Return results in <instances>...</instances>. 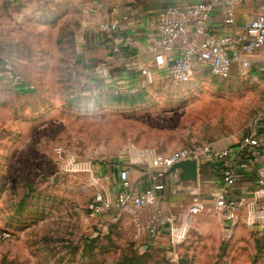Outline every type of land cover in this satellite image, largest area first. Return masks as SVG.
<instances>
[{
  "label": "rangeland",
  "instance_id": "1",
  "mask_svg": "<svg viewBox=\"0 0 264 264\" xmlns=\"http://www.w3.org/2000/svg\"><path fill=\"white\" fill-rule=\"evenodd\" d=\"M83 1L2 6L0 264H264V196L249 195L227 221L208 192L197 216L188 194L184 212L167 210L178 196L168 194L176 225L154 238L130 212L92 214L118 167L160 174L155 156L249 133L264 114V79L253 65L227 80L201 73L184 84H103L87 67ZM203 179L218 185L220 174L209 167Z\"/></svg>",
  "mask_w": 264,
  "mask_h": 264
},
{
  "label": "built area",
  "instance_id": "2",
  "mask_svg": "<svg viewBox=\"0 0 264 264\" xmlns=\"http://www.w3.org/2000/svg\"><path fill=\"white\" fill-rule=\"evenodd\" d=\"M250 1L258 4L261 12L243 21L241 34L221 35L220 27L212 22L213 17L222 13L224 23L229 26L238 7ZM99 29L115 34L118 26L102 23ZM139 42L134 37H123L118 43L112 40L115 47L110 49L119 58L117 67L122 79L113 75L115 67L106 64L92 70L93 76L103 84L126 89L133 87L138 78L143 79L142 87L152 83L156 77L184 84L201 73L227 80L232 75L249 73L255 65L258 75L264 79V0H199L169 4L158 14L154 31L146 37L144 60L136 50ZM126 46L133 48L135 54H124L120 49ZM194 158L198 162L199 179L205 166L220 174L219 185L211 186L212 209L227 221H233L246 206L249 195L264 196V114L249 133L226 146L213 142L193 144L166 157H156L153 166L162 171L160 174L146 172L153 184L137 198L132 194L133 185L129 178L134 167L123 166L118 173L121 191L116 199L112 200L104 189H99L91 206L92 214L99 215L113 208L130 212L137 219L139 231L146 228L150 238H154L159 230L172 229L176 225V217L160 205L161 194L166 189V184L160 179L169 177L175 185L173 178L163 172L179 162ZM175 191L186 192L193 198L189 208L192 216L205 211L207 204L201 200L199 189L192 194L186 188L177 187ZM143 209L151 211L146 223L139 219Z\"/></svg>",
  "mask_w": 264,
  "mask_h": 264
},
{
  "label": "crops",
  "instance_id": "3",
  "mask_svg": "<svg viewBox=\"0 0 264 264\" xmlns=\"http://www.w3.org/2000/svg\"><path fill=\"white\" fill-rule=\"evenodd\" d=\"M7 1H10L13 5H27L29 10L37 8L45 3V0H0V15L1 11L4 10L2 6H4L3 4ZM56 1L57 3L58 1L60 2V0ZM196 1L199 0H84L83 5H85V8L83 14L82 39L83 45H85L87 49V51H84L86 54L85 57L87 62L90 63L87 67L92 71L103 64L113 66L115 67L113 75L122 79L123 77L120 75V69L117 67L119 64V58H117V54L113 53L110 49V47H115L112 44V40L115 39V43H118L123 37H134L139 39L140 42L136 45V50L141 53V59L144 60L145 55L143 54V51L145 40L146 37L154 31L158 14L169 4H184ZM259 12L261 11L258 4L254 1H250L246 5L238 7L229 26H226L224 23L225 18L222 13H217L215 17H213L212 22L214 25L220 27L219 31L221 35L236 36L242 33L243 21L253 18ZM102 23L117 24V33L110 34L100 31L99 26ZM206 168H209V166L204 167L201 170L198 189L201 196L208 192L210 197V191L212 188L207 185H211L214 182L203 179L205 177ZM120 169L118 167V171H115L116 177L113 179L114 183L111 185L112 188L111 186H105V189L102 185L107 195L112 198H115L121 191L118 179ZM129 178L133 185L132 194L134 198L138 197V195H140L146 188L153 184L151 177L143 172L136 173L133 170L130 172ZM160 180L166 184L165 192L161 194V207L165 210L167 205L165 206V202L163 201L166 200L168 194L178 195L173 196L172 198L174 199L169 200L167 210L180 213L184 212L183 207L186 204L187 196L190 197V195H187L186 192H176L175 185H173L171 178L166 177V179L161 178ZM243 190L244 189H242V191ZM210 198H212V196ZM190 206L191 205H189V208Z\"/></svg>",
  "mask_w": 264,
  "mask_h": 264
},
{
  "label": "water",
  "instance_id": "4",
  "mask_svg": "<svg viewBox=\"0 0 264 264\" xmlns=\"http://www.w3.org/2000/svg\"><path fill=\"white\" fill-rule=\"evenodd\" d=\"M173 178L175 188H186L190 194L197 192L199 184V168L197 159L179 162L163 172Z\"/></svg>",
  "mask_w": 264,
  "mask_h": 264
},
{
  "label": "trees",
  "instance_id": "5",
  "mask_svg": "<svg viewBox=\"0 0 264 264\" xmlns=\"http://www.w3.org/2000/svg\"><path fill=\"white\" fill-rule=\"evenodd\" d=\"M120 50H121L124 54H127V55L135 54V52H136L133 48H130L129 46L121 47ZM138 96H139V94H138ZM138 96H136V94H131V95H130L129 97H127V98L132 99V103H134L135 101H137Z\"/></svg>",
  "mask_w": 264,
  "mask_h": 264
},
{
  "label": "bare ground",
  "instance_id": "6",
  "mask_svg": "<svg viewBox=\"0 0 264 264\" xmlns=\"http://www.w3.org/2000/svg\"><path fill=\"white\" fill-rule=\"evenodd\" d=\"M142 157V156H141ZM141 159V158H140ZM153 163H156V156H155V162H153Z\"/></svg>",
  "mask_w": 264,
  "mask_h": 264
}]
</instances>
